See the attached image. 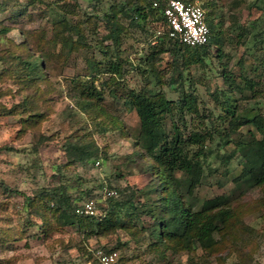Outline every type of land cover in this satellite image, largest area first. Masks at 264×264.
I'll return each mask as SVG.
<instances>
[{
	"label": "rangeland",
	"instance_id": "374dc122",
	"mask_svg": "<svg viewBox=\"0 0 264 264\" xmlns=\"http://www.w3.org/2000/svg\"><path fill=\"white\" fill-rule=\"evenodd\" d=\"M192 1L205 9L212 38L206 49L175 56L180 47L158 38L169 34L159 13L141 24L127 12L150 9L151 0H0V264H94L99 251H115L127 264H264V185L234 180L249 167L238 143H264L249 122L264 119V0ZM153 53L149 77L136 67ZM39 56L44 65L30 71ZM112 64L121 72L109 73ZM93 87L101 94L89 101L83 94ZM139 95L172 101L169 133L209 138L199 183L177 174L175 189L194 211L229 197L223 207L232 218L214 233L212 248L154 235L167 218L172 183L135 145L141 124L130 100ZM189 97L196 104L180 108ZM225 101L234 115L223 111ZM76 147L92 159L67 164L66 149ZM54 188L71 197L91 192L99 210L111 199L105 190L117 191L118 224L98 229L69 213L59 218L39 203Z\"/></svg>",
	"mask_w": 264,
	"mask_h": 264
},
{
	"label": "trees",
	"instance_id": "16d2710c",
	"mask_svg": "<svg viewBox=\"0 0 264 264\" xmlns=\"http://www.w3.org/2000/svg\"><path fill=\"white\" fill-rule=\"evenodd\" d=\"M192 1V0H190ZM154 0L149 2V8L146 10L144 7L129 8L127 12L132 14L133 21L144 24L152 16H155L159 13L162 17L163 22L168 27L167 22L163 13V4L159 7H153ZM207 17V14H206ZM208 22V18H207ZM209 24V23H208ZM210 26V25H209ZM211 29V28H210ZM9 29L5 28L2 31V34L8 33ZM170 31V29H169ZM119 32H122V29H119ZM161 35V34H160ZM158 36L162 38L161 41L165 43H175L176 48L175 56H179L180 49L184 50L185 48H195L197 49L204 48L206 49L207 45L210 43L212 38V29L210 40L208 44L203 46L191 47L185 44H182L178 39L171 38L169 34ZM171 50L167 48H162L159 52L171 53ZM153 61L151 62V60ZM155 56L154 53L150 56H146L144 60H139V63L136 68L144 72L150 71L148 73L149 77L153 75V62ZM194 60L200 61L199 56L194 53ZM150 68H148V64ZM28 64V63H27ZM29 69L32 72L38 71L40 66L44 65L43 58L41 56L36 57L33 62H29ZM109 73L121 72V66L117 64H112L107 70ZM226 72V71H225ZM180 81H182L183 73L178 74ZM226 82L229 84L230 88L233 89L234 81L226 76ZM177 82L170 83V86L173 87ZM248 88L252 91H255V86L253 82H248ZM100 92L97 91L95 87L86 94L90 97L89 101H92L96 97H100ZM131 105L137 112V115L141 124V134L136 140L135 145L141 149L144 153L143 157L149 158L155 169L159 170V173L164 175L167 180L171 181V187L169 189V194L164 200L163 204V213L167 218H159L161 221V226L156 225L155 236L156 237H168L170 239L183 240V242L190 243L191 246H201L202 248L209 249L214 246L215 239L214 233L221 231L227 221L232 218L231 208H224L223 206L227 203L229 199L227 196H220L211 200H206L203 204L201 211H194L193 205L189 204L186 206L183 200V196L176 191V187L179 186L177 174H182L184 178L189 181V185L195 187L200 179L202 178L204 166L200 164L201 156L200 153H203L206 144L207 136L202 133L194 132L188 137H185L184 134L180 131L179 128H175L174 132L169 133L164 124V116L171 113L172 101L167 100L166 98H160L159 100L152 101L146 96H136L131 100ZM197 100L194 97L183 98L178 101L180 108H191L196 104ZM225 111L226 114L231 113L234 115L235 111L232 110L231 104L228 101H225ZM91 103H89L90 105ZM229 115V114H228ZM222 118V117H219ZM249 121V120H246ZM254 126L258 131L264 134V119L261 116H255L252 121ZM212 138V135L208 132L207 134ZM197 147L198 152L196 155L191 156L190 147ZM240 153L244 158L245 162L249 167H246L242 170L241 174L237 176L234 180L236 185L246 186L248 188L264 185V143L262 140H254L250 143H238ZM5 148H0V151ZM9 149V148H6ZM72 149V148H71ZM72 150L66 149V155L68 157L67 164H76L77 162L90 161L93 157L91 151H85L82 148H74ZM205 154V153H203ZM196 157V159H195ZM66 189L54 188L50 191H43L41 193L42 198L39 199V203L42 204L44 208V203L46 207L58 215L59 218L65 216L66 214H71V216L76 220V222L84 225L95 226L98 229H103L108 224H118L119 217L116 214L114 207L117 205V201L114 198H111L108 201V207L100 210L101 214L97 216H82L76 214V208L86 200H94L91 198V192H84V194H79L78 197L74 196H65ZM27 200H31L30 197H26ZM46 200V201H45ZM95 201V200H94ZM71 223V222H70ZM73 224V222H72ZM106 225V226H105ZM163 229V230H159ZM166 234V235H165ZM95 264V260H94Z\"/></svg>",
	"mask_w": 264,
	"mask_h": 264
},
{
	"label": "built area",
	"instance_id": "2783aa9c",
	"mask_svg": "<svg viewBox=\"0 0 264 264\" xmlns=\"http://www.w3.org/2000/svg\"><path fill=\"white\" fill-rule=\"evenodd\" d=\"M163 4V13L169 26V36L178 39L182 44L195 47L208 44L211 29L207 22L206 11L200 3L190 0H154L153 7ZM115 190H105L104 197L114 198ZM76 214L82 216H97L101 212L96 201L90 199L76 208ZM95 264H127L115 251L95 254Z\"/></svg>",
	"mask_w": 264,
	"mask_h": 264
}]
</instances>
